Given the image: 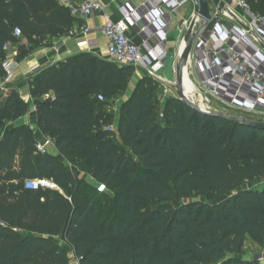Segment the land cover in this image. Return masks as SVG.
<instances>
[{
  "label": "trees",
  "instance_id": "trees-1",
  "mask_svg": "<svg viewBox=\"0 0 264 264\" xmlns=\"http://www.w3.org/2000/svg\"><path fill=\"white\" fill-rule=\"evenodd\" d=\"M246 2L264 15V0ZM76 21L57 0H0V79L6 43L26 39L17 54L25 58L30 45L50 46L48 37L70 33ZM239 48L264 71L256 44ZM135 72L80 51L30 77L31 102L15 89L0 93V264H257L241 255L247 237L264 247V181L246 187L264 178V128L176 96L162 102L161 83L146 73L117 115L104 110ZM240 79L226 77L219 93L234 95ZM31 104L58 155L40 151L30 127L6 129ZM39 178L59 189L26 187Z\"/></svg>",
  "mask_w": 264,
  "mask_h": 264
},
{
  "label": "built area",
  "instance_id": "built-area-1",
  "mask_svg": "<svg viewBox=\"0 0 264 264\" xmlns=\"http://www.w3.org/2000/svg\"><path fill=\"white\" fill-rule=\"evenodd\" d=\"M57 1L67 7L73 16L92 17L98 13H104L102 0ZM221 1L223 8L211 3L213 18L209 22L203 21L200 17L195 20L193 32L200 31L192 47L188 73L192 62L196 61V70L204 87L212 88L218 96L241 109L264 110V71L254 67L251 59L239 48V45L248 39L257 45V53L264 56V48L251 34L253 32L264 44V15L252 11L246 0ZM189 3L194 6L193 0H146L142 6V11H138L131 5L124 7L123 18L119 21H114L107 14H104L105 23L102 26L97 28L85 26L81 29L88 38L79 42L78 46L89 50L97 48L100 42L93 35L101 34L107 40V55L111 61L119 65L134 66L167 86L166 83L171 81L165 77L162 71L165 69L166 61L169 58L166 42L170 25L172 21L177 23L176 32L180 39L177 53L179 55L186 44L185 35L195 18L194 10L190 17L178 18L180 9ZM154 12H157V15L151 18L150 14ZM217 14L234 17L237 20L238 28L231 30L218 22L214 23ZM139 23L144 24V30L148 28L152 33L151 38L144 39L142 44L135 43L128 34L129 27ZM13 35L20 37L22 35L21 29L16 27ZM151 39L157 40V43H152ZM10 48V42L4 45L5 50ZM229 51H233V57L227 55ZM56 63V59H53L50 66ZM18 67L19 62L16 60H11L8 57L4 59L2 68L5 72L3 78L5 83L11 82ZM42 68L43 66L38 64L30 68L29 73L35 75ZM208 68H216L217 72L208 74ZM203 75L205 78L202 77ZM236 75L241 77L238 82V91L230 97L221 95L218 91L220 84L226 77L235 78ZM242 89L249 92L245 99L239 97V91ZM2 90L6 91V88L2 87ZM251 93L253 95H250ZM100 99L103 100V97ZM106 129L116 131L115 125ZM51 143L52 140L47 138L44 142L38 143L37 147L40 151L46 152ZM26 187L34 190L59 189L53 180L40 178L26 181ZM254 260L257 261V264H264V249L254 257Z\"/></svg>",
  "mask_w": 264,
  "mask_h": 264
},
{
  "label": "crops",
  "instance_id": "crops-1",
  "mask_svg": "<svg viewBox=\"0 0 264 264\" xmlns=\"http://www.w3.org/2000/svg\"><path fill=\"white\" fill-rule=\"evenodd\" d=\"M76 1L79 2L81 0H76ZM145 1L146 0H102V2L104 3V13L101 12L92 17L75 16L77 21L74 25L73 30L70 33L55 37H48V42L51 44L50 46L46 45V46H39L33 48V50H30L31 51L30 54L25 58H19L17 54L19 47L23 44H28V41L24 38H21V42L17 44H11V48L8 49L6 58L8 57L11 60H16L17 62H19V67L15 71L13 79L11 80V82H9V84L5 83L3 78L0 79V92L7 94L12 89H15L20 93L21 97L25 101L31 102L32 99L30 94L31 91L30 77L33 76V74H30L29 71L30 68H32L33 66L39 64L42 65L44 68L46 66H50V63L52 62L53 59H56V61L59 62L60 60H65L80 51L92 52L104 59L110 60L107 55V40L101 34L93 35L97 37L100 42L97 48L93 50H89L87 48L82 49L78 46L79 42L88 38V36L82 33L81 29L85 26H90L93 28L102 26L105 23V18L103 16L104 14H107L114 21L121 20L123 18V12L125 8L129 7V5H131L138 11H142V6ZM181 17H185V15H182L179 12L178 18ZM173 22L175 21H172L170 25V32L168 34V38L166 42V50L168 51L169 56L171 55L173 59L172 64H170L171 71H175V60L178 56L177 53L180 45V39L178 38L176 28L174 34L173 33L171 34V30L173 29ZM143 28H144V24L142 23L129 27L128 34L130 38L137 44H142L144 39L151 38L152 35L151 31L148 30V28L147 30H144ZM151 42L157 43V40L151 39ZM56 48H58V51H56ZM144 74L145 72H143L142 70L136 69V72L134 73L130 81V83H133V88L136 85V83L139 81V79H141L144 76ZM189 75L190 74H188V77L185 80V86L188 89V91H191L194 90V88H196V83L190 78ZM2 87H5L6 91H3ZM37 123H38L37 109L34 104H31L28 113L20 117L17 121L10 122L7 125L6 129L13 127L15 124L26 125L31 129L35 130L36 137L39 143L44 142L47 138L43 136L41 132L37 129ZM48 147L51 149L49 151L50 153L54 155H58L54 142L48 145ZM63 245L66 244L63 243ZM263 249H264L263 246L256 244L250 237H247L244 246V254H242L241 257L245 260H253L254 257L258 253H260ZM74 260L76 261V264H78V261L76 259Z\"/></svg>",
  "mask_w": 264,
  "mask_h": 264
},
{
  "label": "rangeland",
  "instance_id": "rangeland-1",
  "mask_svg": "<svg viewBox=\"0 0 264 264\" xmlns=\"http://www.w3.org/2000/svg\"><path fill=\"white\" fill-rule=\"evenodd\" d=\"M193 4L189 3L187 4L185 7L180 9V14L185 15L186 17H190V15L192 14V10H193ZM220 23L222 26L229 28L231 30H234L236 28H238V24H237V20L232 17V16H225L222 14H217L216 19L214 21V23ZM177 26L176 22H173V29L171 30V34H174L175 28ZM227 55L233 57L234 53L233 51H229L227 53ZM172 56L170 55L168 60L166 61L165 64V69L162 71V73L165 75V77L171 81L174 82L175 81V71H171V66L170 64H172ZM196 61H193L192 64L190 65V69H189V73L190 74V78L196 83V87H198L199 89H201V91L203 92L204 96H205V103L208 105V107L212 110H215L219 113L222 114H227V115H233V116H243V117H250L253 120H261L264 121V110L261 109H257L255 111H249L246 109H241L239 107H236L230 103H228L226 100H224L223 98H221L220 96H218V94L212 89V88H208V87H204L201 84V79L198 76V73L196 72ZM9 84V83H8ZM133 89V83H130L128 88L123 91L122 93H120L119 95H117L115 98H113L109 104L104 105V110L106 111H110L114 116L117 115L119 113V109L121 107V105L123 104L124 101L127 100L128 96L130 95V93L132 92ZM195 89V88H194ZM215 92V93H214ZM1 93V92H0ZM158 95L160 100L163 102L165 100V98L170 97V96H176L175 92L167 85H163L161 84V87L158 91ZM197 99L201 98L202 95L201 94H196ZM203 98V97H202ZM198 99V100H199ZM193 101V100H192ZM193 102H197L193 101ZM159 120H162V117L159 116ZM54 141H52L53 143ZM48 152L51 150L49 147H47ZM123 152L125 154V156H127V158H129V160L133 163H138V159L129 151L128 147L123 146ZM72 169L81 177L85 178L86 180H89L91 182H94L89 176L80 173L76 168ZM264 181L263 179H258L252 182H248L246 184L247 188H254L255 186H257L258 184H260L261 182ZM72 264H76V261L74 260L72 262Z\"/></svg>",
  "mask_w": 264,
  "mask_h": 264
},
{
  "label": "water",
  "instance_id": "water-1",
  "mask_svg": "<svg viewBox=\"0 0 264 264\" xmlns=\"http://www.w3.org/2000/svg\"><path fill=\"white\" fill-rule=\"evenodd\" d=\"M194 2V20L192 21L189 30L185 35L186 44L183 47L180 54L177 56L175 60V82H167L166 84L175 92L176 97L185 101L186 103L190 104L195 109L209 114V115H217L222 116L232 121L243 123L253 127L264 128V121L261 120H253L250 117H243V116H233L219 113L215 110H212L208 107L205 103V96L201 89L196 87V89L188 91L185 86V80L188 77V64L190 60V54L192 51L193 44L195 39L198 35L197 32H193L195 20L197 17L202 18L203 21L209 22L213 18V11L211 8V3L214 5L220 6L223 8V2L221 0H193ZM251 34L257 39L260 45L264 48V44L259 40V38L251 32ZM30 50H33V46H29ZM194 94H201L202 97L195 103L192 101Z\"/></svg>",
  "mask_w": 264,
  "mask_h": 264
},
{
  "label": "bare ground",
  "instance_id": "bare-ground-1",
  "mask_svg": "<svg viewBox=\"0 0 264 264\" xmlns=\"http://www.w3.org/2000/svg\"><path fill=\"white\" fill-rule=\"evenodd\" d=\"M195 89H196V88H195ZM192 96H193V98H192L193 101H196V100L198 101L199 98L197 99L198 96H197L196 94H194V95H192ZM196 96H197V97H196Z\"/></svg>",
  "mask_w": 264,
  "mask_h": 264
}]
</instances>
